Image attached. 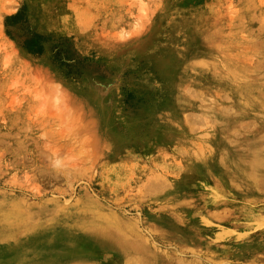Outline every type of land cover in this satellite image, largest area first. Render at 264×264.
<instances>
[{
    "label": "rangeland",
    "instance_id": "obj_1",
    "mask_svg": "<svg viewBox=\"0 0 264 264\" xmlns=\"http://www.w3.org/2000/svg\"><path fill=\"white\" fill-rule=\"evenodd\" d=\"M233 68L264 73V0H0V264H264Z\"/></svg>",
    "mask_w": 264,
    "mask_h": 264
},
{
    "label": "bare ground",
    "instance_id": "obj_2",
    "mask_svg": "<svg viewBox=\"0 0 264 264\" xmlns=\"http://www.w3.org/2000/svg\"><path fill=\"white\" fill-rule=\"evenodd\" d=\"M239 66L238 69L240 68ZM233 70L238 74L236 80L225 84L226 86H229L228 88L230 90H237L235 95L236 98L233 110L230 108L231 111L229 110L230 112L223 117L222 122L225 127H231V129L237 128L243 123H247V126L251 124L250 122L258 123L257 130L254 132L253 136L246 141L248 148V166L250 168V173L248 174L255 177L257 168L264 157V146L262 145V141H264V73H259L256 71V69L252 71L249 69L248 71V69L237 70V68H233ZM250 78L252 81L248 80ZM231 113L232 115H230ZM239 163L240 162L235 160L232 162V165L234 167H239ZM7 227L9 230L8 225ZM97 227L99 228V232L97 233L102 237V242L116 247L121 253L128 254L130 250L137 251L139 249V245L135 242V240L133 241L123 234V229H121L120 226H112L108 224L104 225L100 223L97 225ZM140 262L143 264H152L153 261H151L149 258L147 259L146 257H143L140 259ZM60 264L66 263L61 262ZM72 264L102 263H100V261L96 258L85 257L78 258Z\"/></svg>",
    "mask_w": 264,
    "mask_h": 264
}]
</instances>
